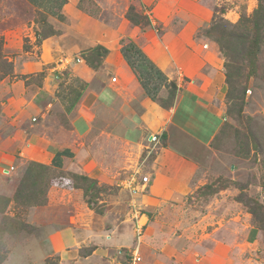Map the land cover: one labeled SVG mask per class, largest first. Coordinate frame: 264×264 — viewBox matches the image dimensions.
<instances>
[{"label": "rangeland", "instance_id": "1", "mask_svg": "<svg viewBox=\"0 0 264 264\" xmlns=\"http://www.w3.org/2000/svg\"><path fill=\"white\" fill-rule=\"evenodd\" d=\"M37 2L34 6L30 0H0V144L13 145L27 139L30 145L22 160L6 156L7 161L0 165V195L10 199L5 212L0 213V264H131L133 254L138 257L136 264L141 262V241L135 239L130 247L127 239H121L120 231L123 232L122 221H129L134 213L131 199L147 189L141 183L154 155L141 153L139 145L121 143L119 153L102 159L94 155V147L86 144L75 148L70 169L69 165L59 169L41 162L43 151L38 148L42 146L34 145L32 133L24 135L20 127L28 120L35 123L34 110L27 103L48 85L53 98L61 104L65 102L69 107L79 99L86 81L63 64L77 66L83 62L94 70L107 61L111 64L115 56H109L107 46H111L112 32L123 35L122 24L156 34L163 43L164 57L182 39L203 40L216 46L226 81L227 117L215 139V176L208 190L215 195L227 191L217 197L222 204L226 202V208L233 201L240 203V198L250 200L256 214L240 203L246 222L239 219L237 223L259 238L252 249V242L238 244L243 231L238 229L235 237L232 235L238 240L235 252L223 264L226 260L227 264H264V27L256 53L248 52L255 23L260 20L264 26V0ZM129 16L137 23L131 22ZM113 21L119 30L112 29ZM196 60L191 65L195 69L199 67ZM114 63H118L116 58ZM171 90L172 86L169 94ZM243 92L245 104L239 112L234 104L240 100L234 97H241ZM166 106L165 100L163 107ZM21 107H25L22 113L18 110ZM62 110L57 107L51 112L52 127L63 120ZM31 162L46 167L41 185L33 191L32 198L38 205L18 203L15 198ZM212 207H219L214 211L217 214L223 211L220 203ZM76 229L86 231L85 243L72 244ZM220 234L218 231L217 237ZM228 236L226 239H231ZM112 248L116 249L114 262L107 257Z\"/></svg>", "mask_w": 264, "mask_h": 264}, {"label": "crops", "instance_id": "2", "mask_svg": "<svg viewBox=\"0 0 264 264\" xmlns=\"http://www.w3.org/2000/svg\"><path fill=\"white\" fill-rule=\"evenodd\" d=\"M31 2L38 4L37 0ZM111 27L119 30L115 21ZM122 29L121 37L120 31L112 32L111 46H107L109 56H115L111 64L107 61L97 70L83 62L77 66L63 64L86 81L77 104L68 107L65 102H57L48 85L28 101L36 121L23 122L21 132L25 135L30 131L33 144L42 146L38 148L43 151L42 163L59 169L70 164L76 147H94L93 154L103 159L119 153L121 143L139 145L141 153L154 157L141 183L147 189L131 199L134 213L129 221L121 223V239H127L131 247L137 239L136 231H142L139 264H223L235 252L238 229H243L238 244L252 242V249L259 238L252 233L249 236L244 225L237 223L239 219L246 222L240 203L233 201L226 208V202L217 201L218 195L227 191L215 195L205 189L214 181V143L227 117L226 81L218 50L212 43L189 38L182 39L164 57L163 43L156 34L144 33L129 24H122ZM87 40L89 45V37ZM128 43L147 58L137 57L134 69L123 56L122 49ZM187 59L191 62L189 69ZM194 59L199 60L196 69L191 66ZM170 83L177 86L172 104H168ZM165 100L167 106L163 107ZM25 107L18 109L20 113ZM57 107L63 108L65 115L52 127L51 112ZM27 142L23 139L13 145L0 144V165L7 161L6 156L19 160L26 157L30 148ZM215 203L223 207L221 214L214 212L219 209L212 207ZM218 231L221 234L217 237ZM72 239L73 245H80L87 241V233L76 229ZM115 252V248L108 252L112 262Z\"/></svg>", "mask_w": 264, "mask_h": 264}, {"label": "trees", "instance_id": "3", "mask_svg": "<svg viewBox=\"0 0 264 264\" xmlns=\"http://www.w3.org/2000/svg\"><path fill=\"white\" fill-rule=\"evenodd\" d=\"M30 2H31V0H30ZM261 9L263 10L264 6L261 5ZM128 18L131 22H133L135 24L137 23V21L134 18H132L131 16H129ZM263 27L264 26H262L260 20H259V22L257 21L255 23L253 41L250 42V45L248 47V52L250 54H255L257 48L259 47V45L261 43L260 39H261V32H262ZM223 36H224V34H223ZM225 36H226V34H225ZM122 51H123L124 58L129 63V65H131V67L133 69L136 67V63H135L136 60L135 59L137 57L141 56L145 60H147V58L144 55H142V53L138 50V48L133 43H128V44L124 45ZM246 53H247V50H246ZM228 86L232 88L233 82L231 80L228 81ZM176 89H177V86L175 84H172V90L169 94L168 104H172V101L176 95ZM147 92L149 93V91H147ZM232 96L233 95L231 94L230 98ZM244 96L245 95L243 92V95L241 97H234V99L240 100L237 104H234V106L237 108V110L239 112H242L243 108H244V104H245V97ZM78 100L75 103H73L72 107H74V105L77 104ZM43 169H46V167L44 165L36 163V162H31L28 165L27 170L25 172V176L21 181V185L18 187L16 194H15V198H16L18 203L20 201L21 202L24 201L26 204H30L33 202V203H35V205H38L39 202L34 201V199L32 197L35 194L33 192L34 189H36V187L41 185V181H42L41 176H42ZM211 188H212V186H206L205 187V189H207V190L208 189L210 190ZM239 202L244 203L249 209H251L253 211L254 214H256V211L254 212V209L252 208L253 206H251L250 200L246 201V200H243L242 198H240ZM9 203H10L9 198L0 195V213L5 212Z\"/></svg>", "mask_w": 264, "mask_h": 264}, {"label": "built area", "instance_id": "4", "mask_svg": "<svg viewBox=\"0 0 264 264\" xmlns=\"http://www.w3.org/2000/svg\"><path fill=\"white\" fill-rule=\"evenodd\" d=\"M248 93H251V92L249 91ZM141 236H142V232L139 231V230H137V232H136V238H137L138 242H140ZM131 257H132L131 258V264H136L137 263V258H138L137 255L136 254H133Z\"/></svg>", "mask_w": 264, "mask_h": 264}]
</instances>
